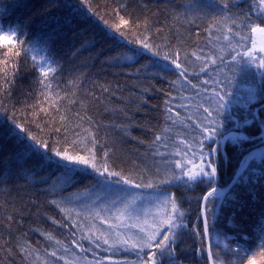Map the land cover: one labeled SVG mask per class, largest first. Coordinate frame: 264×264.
<instances>
[{
	"label": "trees",
	"instance_id": "1",
	"mask_svg": "<svg viewBox=\"0 0 264 264\" xmlns=\"http://www.w3.org/2000/svg\"><path fill=\"white\" fill-rule=\"evenodd\" d=\"M226 2L227 8L224 0H0V26L22 32L19 38L25 43L21 48H47L45 54L51 55L56 68L49 78L51 89L45 90L31 51L17 56V49L12 48L5 55L7 49L0 47V264L140 262L138 250L119 240L130 238L131 244L143 238L132 225L153 231L147 223L126 217L121 222L104 202L83 210L84 200L101 201L118 189H122L117 191L120 198L133 191L138 192V199L174 194L184 213L177 221L181 227L176 230L175 257L180 264H209L201 199L209 190L207 183L161 181L179 175L177 161L188 168L199 164L198 155H193L199 152L202 135L198 125L206 124L204 108L217 107L214 89L225 98L219 114L213 112L223 125L220 132L251 137L237 146L217 137L222 145L216 157L217 186L227 188L250 153L264 148V99L259 94L250 99V89L259 93L264 82L254 68L232 71L234 65L227 62L233 53L224 39L230 36L235 46L239 40L235 32L248 34L242 22L260 23L264 16L257 17L255 0ZM69 4L74 6L70 25L65 23ZM121 17L128 25L120 24ZM114 25H120L123 36ZM228 27L233 33L227 32ZM145 38L159 56L140 47L137 41ZM254 39L259 47L260 38ZM194 52L215 56L216 63L206 65ZM176 53L178 62L187 68V79L171 63ZM165 55L171 59L164 60ZM205 65L206 71L201 72ZM253 112L259 113L256 120L245 124ZM61 116L66 119L62 121ZM13 120L53 147H68L71 154H86L85 148L91 147L84 140L89 130L97 140L98 163L107 152L110 170L133 184L151 182L154 187L108 182L83 166L71 165L77 171L66 172L55 163L39 165L35 156L21 159L19 139L6 133ZM76 133L83 142L73 146ZM157 136L162 139L156 140ZM183 141L195 146L192 152H187ZM204 143L207 151L210 142ZM247 165L244 182L232 188L237 199L223 206L211 201L207 205L209 244L221 264H248L250 258L264 264L259 240V225L264 224V161L254 157ZM101 234L108 244L97 239ZM237 245L250 250L243 261L228 251ZM150 251L155 249H145V253Z\"/></svg>",
	"mask_w": 264,
	"mask_h": 264
},
{
	"label": "snow or ice",
	"instance_id": "2",
	"mask_svg": "<svg viewBox=\"0 0 264 264\" xmlns=\"http://www.w3.org/2000/svg\"><path fill=\"white\" fill-rule=\"evenodd\" d=\"M255 12L257 17L264 16V0H255ZM223 6L225 8L228 7V3L224 0ZM73 5L69 4V16L66 18L65 23L71 24L72 19L74 18V14L72 13ZM245 19H248L247 17ZM105 23H107L105 21ZM129 21L123 19L121 17L120 24L128 25ZM233 25L236 24L235 20L231 22ZM264 21L260 23H246L242 22V26L248 30V34L242 35L240 32H235L234 35L239 37L237 44L233 46L231 44V37L226 35L224 37L225 40L229 41V47L233 54H231V59L227 63L234 65L232 71L235 73L237 71H243L244 69L254 68L255 73L260 77L261 81L264 82ZM116 32H119L121 36L124 35L123 32L120 31V25L112 26ZM228 33H233V28H227ZM22 35V32L15 27L9 26L7 30L0 27V47H4L7 49L5 55L12 51V48H16L15 55L19 56L21 51L27 53L28 51H32L35 53L31 56L33 61V66L36 67L40 73V84L43 89L49 90L51 89V81L50 76L55 74L56 68L54 67V61L51 58V55H39L41 52H48V49L45 47H35L32 49L21 48L20 46L24 45L25 41L20 39L19 36ZM254 36H258L260 38V45L257 46V40L254 39ZM140 44L142 49H145L149 52H152L153 55L159 56V52H153V47L150 43L147 42V38L142 41H137ZM11 45V47H8ZM250 45V46H249ZM238 49H243L238 50ZM137 55H142V53L138 52ZM197 60H204L207 63L215 64L217 57L215 56H207L202 57L197 53H193ZM39 57V58H38ZM164 60H170L171 58L168 55L163 57ZM219 59L223 62L224 57L220 56ZM179 53H176V59H171V63L175 65L176 69H180L179 75L187 79L186 73L187 68L183 67L181 63L178 62ZM7 61L5 64L7 65ZM205 67H201V72L206 71ZM231 82V81H229ZM207 83V81H204ZM193 87H196L193 85ZM207 91V89H205ZM252 95L250 99H255L257 95H260V98L264 99V88L259 90V93L256 89H250ZM230 95V93H229ZM213 97L218 98L215 100L217 107L215 109L211 107L204 108V112L206 115L204 116V120L206 124H200L198 127L201 129V139L198 142L199 152L193 153V155H198L199 164L193 165L192 168H188L186 164H182L180 161L176 162V167L180 168L181 171L179 175H173L171 179L162 180L161 183H172L173 180L181 181L184 184H203L207 183L208 191L205 195L201 197L205 204V216H204V235H209V225L206 213L208 211L207 205L209 202H213L214 204L219 202L221 206H223L226 201H235L237 197L232 194V188L237 184H241L244 182L246 172L248 170V165L244 164L245 168L244 173H240L239 176H234L233 182L228 186L227 189L223 187H218V164L216 157L220 154V150L222 145L220 141L217 139L218 136H222L224 140L230 141L233 146L239 145L243 141L250 140L251 137L241 136L236 134L235 132H230L227 135H223L220 132L221 127L223 126L221 122H219L216 118H213V112L219 114L220 109L224 108V96H221L219 92L213 90ZM59 98V97H58ZM49 99V97H46ZM210 103L212 102V98H210ZM55 102H53L54 104ZM203 107V105H201ZM168 111H172V109H168ZM258 112H253L251 114V120L245 119L244 123L249 124L256 120ZM179 115V113H177ZM66 117L61 116V120H65ZM57 132H60L61 129L57 128ZM67 131V129H65ZM87 132V136L84 137V140H89L91 143V147H86V154L81 155L71 154L68 147H53L49 144L48 141L37 139L36 136L31 133H27L26 129L23 125L16 123L15 120L12 121V126L6 129V133L12 135L14 139H19L21 149L19 156L21 159H31L32 157H37L39 161V165H51L55 163L57 167L63 168L66 172H75L77 169L70 167L71 165L83 166L84 168H91L94 172L98 173L99 176L104 177L105 181L112 182L115 184L136 187V188H153L154 185L149 182L147 184H133L131 179L125 178L121 175V173L110 170V167L107 163V152L104 153V159L102 163L97 162L95 146L97 144V140L95 135L89 130H85ZM24 133L25 135L21 136L20 134ZM77 139H74L71 143L72 145H76L77 143H82L83 141L80 139L79 133L75 134ZM162 137L157 136L156 140H161ZM264 139V137H262ZM27 141V143H25ZM205 141L210 142L207 146V151H205ZM187 152H192L193 147L192 144H189L187 141H183ZM212 144H216V147H212ZM187 152L184 155H187ZM180 153L178 152L177 155ZM227 154V150L225 148V155ZM261 160L264 161V154H261ZM191 163V161H189ZM38 165V166H39ZM111 177H118V179L114 181H109ZM251 179V177H249ZM135 203V199L131 202V204ZM131 204H126L123 209H117L118 216L120 217L128 216L131 219L130 212L134 211V208L131 207ZM171 205V210H167V206ZM162 205L165 208L164 215L159 219V227L156 223H153L150 227L153 231H148L144 227L139 224L132 225L133 227H138L139 231L144 234L143 238L139 239L136 242H132L130 244L129 239L121 238L119 243L124 245H129L131 249L138 250L137 255L140 257V264H164L165 260L167 264H180V262L175 257V241L177 239V229L181 227V224L178 223V218L184 216L183 211H181L174 194L169 193L168 196L162 201ZM147 221H145L146 223ZM164 226H166V230H164ZM115 227V226H113ZM260 229V247L264 248V224L259 225ZM163 231V235L161 233ZM199 235V233H197ZM119 235V234H118ZM160 237V239H157ZM51 238V237H49ZM97 239H103L104 244H108L109 240L104 237V234H101L97 237ZM75 243V241H74ZM99 247V245H97ZM155 249V251H150L145 253V249ZM127 250V249H126ZM228 251L233 254L235 260L243 261L245 257L249 253V249L241 248L237 245L236 248H228ZM140 253H144V256H140ZM52 256H56L55 252L51 253ZM146 257V258H145ZM207 260L209 264H221L218 256H214L211 250V244H209ZM248 264H255L254 259H248Z\"/></svg>",
	"mask_w": 264,
	"mask_h": 264
},
{
	"label": "rangeland",
	"instance_id": "3",
	"mask_svg": "<svg viewBox=\"0 0 264 264\" xmlns=\"http://www.w3.org/2000/svg\"><path fill=\"white\" fill-rule=\"evenodd\" d=\"M35 47L39 48L42 46L35 45ZM31 53H32V55L35 54L32 51H31ZM39 55L44 56L46 54H45V52H41ZM120 190H122V189L116 190L112 194L113 196H111L110 198H104L101 201H99L95 197L90 198L89 200H84L85 206H84L83 210L91 209L93 207L95 208L98 206V204L100 202H104L110 206L109 208H111V211H113V212L116 211L117 215H119L117 212V209H123L126 204H131L133 199H135L136 204L134 206H132V204H131V207L134 208V211L130 212L132 218L129 219L128 216H123V217H120L119 221L122 222L123 220L127 219L128 221H131V222L132 221L133 222L142 221V223H144L145 225L148 224L149 226H151L153 223H156V225L159 226V219L161 216L164 215V212H165V208L162 205V201L165 198L158 196V195H148V196L142 197L141 199H138V196H139L138 192H135V191L127 192L126 194H124L123 197L120 198V197H118V192H121ZM94 200L96 202H94ZM161 206H162V208H161ZM105 207H107V206H105ZM159 208H161V209H159ZM125 217H126V219H125ZM145 221H147L146 222L147 224L145 223ZM145 229L148 230L147 228H145ZM148 231H152V230H148ZM205 244H206V242H205ZM221 245L223 246V244H221ZM208 247H209V236H208ZM76 264H85V263L78 262ZM91 264H97V263H91ZM99 264H100V262H99ZM104 264H106V262ZM111 264H118V263H111ZM132 264H140V262H134Z\"/></svg>",
	"mask_w": 264,
	"mask_h": 264
},
{
	"label": "water",
	"instance_id": "4",
	"mask_svg": "<svg viewBox=\"0 0 264 264\" xmlns=\"http://www.w3.org/2000/svg\"><path fill=\"white\" fill-rule=\"evenodd\" d=\"M261 154H264V148H261V149H259V150H256V151L250 153V155L246 158L244 164H248V162H249L252 158H254V157H259V158H261ZM244 164H243V165H244ZM243 165H242V167L238 170V172L236 173L235 176H239V174L242 173V172L244 171L245 168L243 167ZM232 182H233V181H232ZM232 182H231L229 185H231ZM227 188H228V187H227ZM227 188H225V189H227ZM202 220H203V224H204V211H203V209H202ZM204 239H205V242H206V250H207V254H208V248H209V247H208V236H205V235H204Z\"/></svg>",
	"mask_w": 264,
	"mask_h": 264
}]
</instances>
